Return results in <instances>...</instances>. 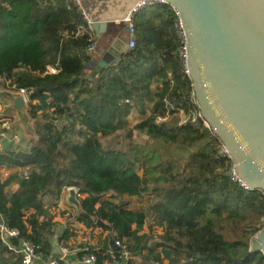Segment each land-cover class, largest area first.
<instances>
[{
	"label": "trees",
	"instance_id": "trees-1",
	"mask_svg": "<svg viewBox=\"0 0 264 264\" xmlns=\"http://www.w3.org/2000/svg\"><path fill=\"white\" fill-rule=\"evenodd\" d=\"M133 18L134 48L87 76L86 49L94 41L89 30L75 37L84 25L77 7L56 0H0V79L17 91H30V102L37 100L31 106L37 139L28 151L0 152V168L15 170L0 180V220L19 234L12 244L22 239L43 260L53 256L57 233L49 210L64 188L75 187L83 213L73 220L109 225L111 237L99 250L90 248L95 264L124 262L110 239L134 256L138 244L130 241L137 242L147 217L164 229L165 243L181 239L176 247L187 264H264L260 252L249 251L264 228V193L230 178L232 162L220 156L222 144L201 119L180 124L174 116L199 111L180 58L173 9L153 4ZM48 66L55 73H46ZM147 102L149 114L128 129L130 112L146 114ZM40 110H52L64 124L57 128L37 120ZM122 131L127 138L145 133L151 141L127 150L103 145ZM13 185L17 188L9 191ZM144 193L153 196L148 213L118 201ZM72 235L66 228L55 247ZM0 264H19L1 241Z\"/></svg>",
	"mask_w": 264,
	"mask_h": 264
},
{
	"label": "water",
	"instance_id": "water-1",
	"mask_svg": "<svg viewBox=\"0 0 264 264\" xmlns=\"http://www.w3.org/2000/svg\"><path fill=\"white\" fill-rule=\"evenodd\" d=\"M98 39L88 53L83 75L93 76L127 52L125 18L145 4H163L177 14L185 36V70L197 109L222 144L233 174L247 190L264 193V0H78ZM111 39L105 40L104 37ZM4 111L25 114L28 99L20 91H0ZM64 203L83 213L75 187ZM96 225L109 229L101 220ZM53 240L56 248L57 237ZM110 243L113 240L110 239ZM113 247V246H112ZM57 249V248H56ZM250 252L264 256V228L251 240Z\"/></svg>",
	"mask_w": 264,
	"mask_h": 264
},
{
	"label": "rangeland",
	"instance_id": "rangeland-1",
	"mask_svg": "<svg viewBox=\"0 0 264 264\" xmlns=\"http://www.w3.org/2000/svg\"><path fill=\"white\" fill-rule=\"evenodd\" d=\"M58 3H63L65 0H56ZM149 9V8H147ZM180 54V53H179ZM155 84L160 85L161 79L156 78ZM153 88V86H151ZM6 90V91H13L12 86H10V81L0 79V91ZM37 100H33L32 102H28V108L25 112V114L18 115L15 112H10L8 114H1L4 111L3 102L0 100V152L11 149L14 151H28L32 141H35L37 139L35 127H34V121L35 119L31 115V106L36 104ZM145 107L147 108L146 114L141 115L135 110H132L130 114L128 115V129H132L137 123L142 121L148 114H149V108L151 107V103L147 102ZM52 110H40L35 113L36 119L43 121V122H53L55 127H60L64 124V121L62 119L55 120V116L51 114ZM43 113L47 115L48 118L44 120ZM198 112H190L189 114L184 113L182 110H180L178 113H176L174 116L179 118V123L182 124L185 121H187L189 118H191V122H194L195 119L198 117ZM173 116H170V118ZM51 120H50V119ZM160 120H164V118H161ZM157 122L158 119L156 120ZM151 139L145 134V133H132V138L126 137V132H118L113 137L109 138L107 141H103V145L106 147L108 145H111L115 148L127 150L128 147H133L134 145H140L145 147V145L150 142ZM146 164L149 163L148 160H145ZM135 168L138 171V175H142V168L139 167V164L135 165ZM15 170L13 169H7L6 167L0 168V180L6 179V177L13 173ZM17 188L16 185H13L10 187L9 191H14ZM65 197V196H63ZM110 195H107L106 198H109ZM117 201V200H113ZM120 203L126 204V207L130 210L134 211H144L148 213V210L152 204L153 196L150 194H142L140 197H126L123 196L120 199H118ZM58 205H55V207L51 208H57L59 206H62L61 203H57ZM50 208V209H51ZM71 213H73V218L76 216V212L74 209H71ZM77 217V216H76ZM56 218V217H55ZM1 222V220H0ZM55 224L54 229L56 230V233L59 231L60 225H58V221ZM264 223V222H263ZM86 228L91 229H85L84 234H76V236L71 237V242H69L71 245L76 244V242L82 241L84 243H87L91 245L93 248H97L99 250L100 246L104 242H106L107 234L108 232H105L103 230L97 229L96 225H87L85 224ZM55 233V235H56ZM110 233V232H109ZM138 240L130 241V245L138 244L137 252L134 254V256L130 252H127V259L126 262L122 264H187L186 261H184L183 255L179 253L178 248L176 247V244H178L181 239H177L175 241V244H172L167 240L168 236H166L164 229L160 226H157L153 222V218L147 217L143 227L140 231L137 233ZM73 238L75 240H73ZM54 240V239H53ZM78 240V241H77ZM110 241V240H109ZM108 241V242H109ZM68 242V241H67ZM74 242V243H73ZM165 243V244H164ZM110 244V242H109ZM113 244V243H112ZM166 245V247H164ZM116 246V245H115ZM113 245V247H115ZM122 249H126V246L121 245ZM112 247V245H111ZM118 247V246H116ZM163 249H167L170 253L169 257H164ZM105 264H121L117 261L105 263Z\"/></svg>",
	"mask_w": 264,
	"mask_h": 264
},
{
	"label": "built area",
	"instance_id": "built-area-1",
	"mask_svg": "<svg viewBox=\"0 0 264 264\" xmlns=\"http://www.w3.org/2000/svg\"><path fill=\"white\" fill-rule=\"evenodd\" d=\"M63 2L67 8H70V6L77 7V9H78L80 15L82 16L83 21H84V25L79 26L77 28V31L75 32V37L81 36L83 33L86 32V30H89V32H90V23L88 21L86 14L84 13L82 7L80 6L78 0H65ZM149 4H151V3L148 2L145 4V6H147ZM136 12H137V10L135 9L124 20L126 25H127L128 32H129V41L127 44V51H130L135 46V33H134V28H133V19L134 18H133V16ZM175 15H176V21H175L176 35L180 40V47H179L180 58L183 61L184 66H185V59H186L185 36H184V32L182 30L180 20H179L176 13H175ZM93 47H94V43L86 49L87 55L93 49ZM185 72H186V70H185ZM46 73H50V74L55 73V69L51 66H48L46 69ZM12 89L15 90L14 86H12ZM19 91L24 93L28 99V102H30L31 92L25 91V90H19ZM197 116H198L197 118L201 119L202 125L204 127L208 128L206 122L202 119L199 112H198ZM157 119H158V121H162V120H160L161 118H157ZM219 154L222 157L228 158V155L226 154L223 147L219 150ZM230 178L234 181H237V179L235 178V176L233 174V165H232V168L230 171ZM67 188L63 189V191H62L63 194H65V190ZM77 196L79 198L78 190H77ZM49 213L51 215V212H49ZM42 219L43 218H40V221ZM96 221L97 220L94 221L95 225H96ZM52 223H54V222H52ZM64 227H66L69 230V232L73 234L71 237H73L74 234L79 233L78 231H81V229H82V228H80L82 226L79 227V225L76 226L75 224H67L66 226H63V229H66ZM98 228L100 230L105 231V232L109 231L108 229H102V228L97 226V229ZM85 229H91V228H85ZM85 229L82 231L84 232ZM109 232L106 235L107 237H111ZM71 237L69 238V240L71 239ZM18 238H19V234H18L17 230L8 228L7 225L4 223V221L0 222V241L7 248L8 251L12 252L16 256V259L19 260V264H60L62 262H64L65 264H95L96 263V257L90 251L91 245L84 243L83 240L76 242V244H73V245H71L69 242L66 241L64 243V245H62L58 248V252L56 254H53V256H51L48 260H43L41 255L37 254L35 252L34 245H32L30 242H27V241L21 239L18 242V245L14 246L11 242V239H18ZM113 245L118 246V247H116V246L115 247L120 249V251L122 253V257L124 259V263H125L126 259H127V252L128 251L126 249H122L121 248L122 246H120V243L117 241L113 242L112 246Z\"/></svg>",
	"mask_w": 264,
	"mask_h": 264
},
{
	"label": "crops",
	"instance_id": "crops-1",
	"mask_svg": "<svg viewBox=\"0 0 264 264\" xmlns=\"http://www.w3.org/2000/svg\"><path fill=\"white\" fill-rule=\"evenodd\" d=\"M90 37L92 38V40L94 41V44H95V42L98 38L93 33H90ZM104 38H105V40H108V41L111 39L109 36L104 37ZM64 195L65 194L62 193V196L59 200V203H61L62 206H59L58 209L57 208L56 209L51 208L49 210V212H51L52 222L57 223L56 222V220H57L59 222L58 225H60L59 229L63 226H66L67 224H75L76 226L79 225V227L82 226V227H80V228H82L81 231H78L79 233H76V234L83 235L84 232L82 230H84L86 228V226H84L83 223L81 224L80 222H76L73 220V213H71L72 212L71 208L67 207L66 204L64 203V197H63ZM64 228H66V227H64ZM64 230L65 229H63L62 231H64ZM76 234H74V236H76ZM70 240L68 242H71ZM73 240H75V239L73 238ZM57 252H58V249L55 248L53 254H56Z\"/></svg>",
	"mask_w": 264,
	"mask_h": 264
}]
</instances>
